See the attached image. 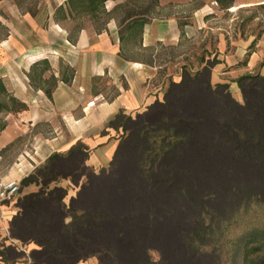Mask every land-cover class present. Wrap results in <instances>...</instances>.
<instances>
[{
	"label": "trees",
	"instance_id": "obj_1",
	"mask_svg": "<svg viewBox=\"0 0 264 264\" xmlns=\"http://www.w3.org/2000/svg\"><path fill=\"white\" fill-rule=\"evenodd\" d=\"M106 1L68 5L96 15ZM139 16L121 23L142 25ZM236 83L242 104L227 84L212 87L205 70L171 82L163 101L143 113L116 115L107 127H121L123 134L108 171L88 169L79 147L50 156L20 182L21 191L30 184L38 190L18 198L10 237L38 247L30 252L33 264H79L93 256L101 264H221L205 250L208 218L264 199V175H257L264 166V76L244 75ZM175 100L190 101L178 107ZM82 177L68 205L66 189L50 188L62 179L79 184ZM256 254L261 257L252 258ZM241 259L264 264L263 233L248 236Z\"/></svg>",
	"mask_w": 264,
	"mask_h": 264
},
{
	"label": "crops",
	"instance_id": "obj_2",
	"mask_svg": "<svg viewBox=\"0 0 264 264\" xmlns=\"http://www.w3.org/2000/svg\"><path fill=\"white\" fill-rule=\"evenodd\" d=\"M51 1L47 25L41 27L28 16L24 19L28 33L12 32L0 44L1 178L21 182L50 156L67 155L77 147L86 152L84 164L93 173L108 171L123 134L121 127H107L108 121L118 114L143 113L163 101L167 88L160 79L161 67L130 54V48L174 45L183 32L169 6H162L168 15L125 28L128 21L122 24L115 14L126 0L104 3L101 11L108 19L103 28L97 30L93 24L97 12L82 14L88 23L73 31L66 22L80 14L71 10L69 0ZM180 1L159 0L162 4ZM251 1L264 6V0ZM198 12L193 13L195 19ZM232 45L229 50L224 45L218 61L208 68L209 81L212 87L227 84L233 99L242 104L236 80L249 74L264 76V37L251 36ZM84 181V177L79 184L62 179L50 188L66 189L68 205ZM37 190L36 185H27L21 196ZM17 212L15 204L2 211L0 264H27L17 251L38 249L34 243L22 244L10 237L9 223ZM79 264L101 263L93 256Z\"/></svg>",
	"mask_w": 264,
	"mask_h": 264
},
{
	"label": "rangeland",
	"instance_id": "obj_3",
	"mask_svg": "<svg viewBox=\"0 0 264 264\" xmlns=\"http://www.w3.org/2000/svg\"><path fill=\"white\" fill-rule=\"evenodd\" d=\"M162 1L164 3L165 0ZM52 5L51 0H0V44L12 32L26 35L28 30L24 19L28 16L41 27L47 25L46 16ZM162 6H169L167 8L179 18L183 32L178 42L142 50L130 48L129 51L140 55L146 63L161 67L158 72L160 79L163 78L167 84L166 89L171 82L187 81L188 77L208 70L218 61L224 45L229 50L233 42L241 39L264 37V6H257L251 0H181L175 4H162L159 0H126L115 15L120 21L135 14L143 16L144 21H150L168 15ZM195 11H199L196 19L193 17ZM56 16L60 18L61 13L57 11ZM107 19L102 11L98 12L93 20L95 28H103ZM87 23V17L80 14L68 20L65 26L76 31ZM191 91V95L196 92L195 88ZM189 101H176V105H187ZM68 166L60 165L58 170L67 173ZM259 169L257 175H264V166ZM207 225L209 236L205 250L217 254L221 264H243L241 250L248 236L264 234V199L245 200L232 211L208 218ZM17 253L22 262L32 264L29 252L19 250ZM260 257L261 254H256L252 258Z\"/></svg>",
	"mask_w": 264,
	"mask_h": 264
},
{
	"label": "built area",
	"instance_id": "obj_4",
	"mask_svg": "<svg viewBox=\"0 0 264 264\" xmlns=\"http://www.w3.org/2000/svg\"><path fill=\"white\" fill-rule=\"evenodd\" d=\"M20 195V181L0 177V219L4 206L16 204Z\"/></svg>",
	"mask_w": 264,
	"mask_h": 264
}]
</instances>
